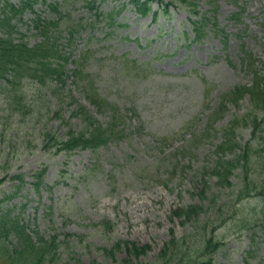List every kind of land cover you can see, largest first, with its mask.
Masks as SVG:
<instances>
[{"label":"rangeland","instance_id":"1","mask_svg":"<svg viewBox=\"0 0 264 264\" xmlns=\"http://www.w3.org/2000/svg\"><path fill=\"white\" fill-rule=\"evenodd\" d=\"M44 1L33 4L35 11L26 9L13 19L14 36L24 34L30 44L38 41L41 36L32 25L35 14L55 18L56 27H51L50 33L60 34L61 42L71 26L79 25L71 45L65 48L71 50V59L84 56L79 67L94 79L96 91L117 108L119 117L114 135L98 150L56 152L39 137L47 131L65 135L66 128L53 114L56 99L47 95L39 102L31 83L18 98L16 92L6 102L0 96V165L9 161L4 170L0 168V192L14 190L11 186L18 182L15 174L24 173L27 182L19 194L1 205L12 206L31 234L38 231L47 237L57 236L60 248L46 264L133 262L123 249L105 253L119 241L149 246L139 260L152 264L171 232L176 239L186 241L191 232L188 241L193 246L199 233L222 242L211 255L212 264L262 263L264 232L257 231L252 238L249 231H239L243 225L232 223L231 218L235 212L244 224L260 226L264 223V201L255 196L238 201L229 190L217 189L214 178L204 176L217 158L214 149L221 139V128L233 116L245 114L250 108L248 96L238 106L228 104L213 131L204 130L222 94L251 81L241 60L242 50L259 59L256 65L264 75L260 64L264 62V0H196L195 10L206 17L214 14L215 31L222 29L217 33L208 26L198 40L193 39L189 23L195 17L181 3L170 5L167 12L161 10L154 20L152 14H136L128 0H96L98 12L104 14L98 19L87 6L92 0ZM5 2L21 3L0 0V7ZM124 3L109 23L105 15ZM55 5L59 14L51 11ZM152 9H159L156 2ZM235 13L240 14L238 21L230 18ZM66 68L74 65L67 63ZM72 80L68 79L61 90L62 102L67 103L62 115L69 118L70 128L81 127L80 117L70 118L78 104L104 126L108 114L90 105ZM236 136L241 145L247 144L250 127H238ZM41 167L46 168L43 185L50 189L36 192L31 173ZM254 171L258 173L255 168L249 172L252 178L258 177ZM203 180L209 187L207 200L217 196L218 218L213 210L208 211L207 200L200 202L195 196ZM189 205L202 206L203 212L195 221L183 224L172 216L176 208ZM208 218L214 219L204 229ZM103 220L111 222L112 228L94 226ZM5 245L10 246V238ZM6 263L0 258V264Z\"/></svg>","mask_w":264,"mask_h":264},{"label":"trees","instance_id":"2","mask_svg":"<svg viewBox=\"0 0 264 264\" xmlns=\"http://www.w3.org/2000/svg\"><path fill=\"white\" fill-rule=\"evenodd\" d=\"M38 0H20L19 5L5 2L0 7V96L3 101H7V97L13 92L16 96L25 89L27 83L34 85V90L38 96H34L39 102H43L45 96L54 97L58 105L55 106L56 119H59V124L66 128L64 137H59L52 132H43L41 134V141L43 145H48L53 151L71 153L75 150H90L96 151L101 145H105L114 135V125L119 117L116 115L117 108H113V104L102 98L94 87V79L87 73L82 72L79 67V61L84 60V56L79 54L78 58H73L71 50L65 48L70 46L73 40L74 33L78 31L79 25L71 26L64 42L60 41V34L54 35L51 32V27L55 28V18H41L40 15L35 14L32 20L34 28L38 31L37 34L41 37L33 44L25 40L24 34L18 38L14 35L17 33L16 25L12 24L15 17L21 16L26 9L33 10V4ZM196 0H128L132 8L139 16L153 15V19L157 20L160 11L167 12L168 7L174 3H181L184 5L189 13L194 16L190 19V28L194 36V40L202 38L205 30L210 26L213 31L217 28V22L214 14L212 17H206L204 14H199L196 11ZM42 2H45L42 0ZM153 2L158 4L159 9L154 11L152 9ZM96 0L87 2V6L91 11H94L95 19L104 16L102 12H98ZM127 4V3H126ZM122 4L121 8L116 11H111L105 15L104 18L109 20V23L114 22L115 15H119L122 9L126 6ZM216 8L212 11L216 12ZM51 11L59 14L58 6H51ZM239 13L231 15V19L238 21ZM222 32V29H217L215 32ZM50 33V34H49ZM59 33V32H58ZM241 57L243 65L251 74V81L249 84L240 85L222 94L219 106L211 114V122L204 130L205 132L213 131V124L222 117L226 111L228 104L238 106L239 101L248 96L250 108L242 115L233 116L229 122L221 128V139L215 144L214 153L217 158L212 165L209 172H205V178L215 179V187L219 190H229V195H235L238 201L248 199L251 197H260L264 201V75L262 70L257 67L259 62L250 51L242 50ZM67 63H72L74 68L67 69ZM264 68V62H260ZM70 73V74H69ZM73 79L71 83L79 92L85 93L88 103L96 108L98 112L108 114V120L103 126L99 123L86 109L85 106L77 105L76 109L71 112V117H80L81 127L79 130L70 128L69 118L64 119L63 111L67 103L62 102L61 90L67 85V80ZM47 93V94H46ZM22 94V93H21ZM68 96L71 101H74L71 96V90H68ZM43 99L40 101V99ZM30 113H33L31 110ZM29 113V114H30ZM37 118V115H33ZM31 116V120L32 117ZM34 121L36 119H33ZM246 125L251 129V137L247 144L241 145L237 140V128ZM254 142V144H251ZM0 151V160L2 158ZM8 159V158H7ZM6 159V160H7ZM9 161H3L0 168L4 167ZM11 164V163H10ZM255 168L258 177L252 178L249 172ZM46 168L41 167L39 170L33 171L31 182L32 190L39 192L42 189L49 190L50 188L43 185V176ZM24 173L14 175L17 179V184L12 185L11 192L8 194L0 192V258L6 259V264H46L50 259H53L60 246L57 242V236H45L41 232L35 231L33 234L29 232L28 225L25 224L18 215L12 211V206L3 207V201L8 203L14 196L24 189L27 182L24 180ZM13 177V176H12ZM235 179L236 183L232 180ZM1 181V180H0ZM207 180H203L200 184L202 188L195 194L200 202L206 201L209 198V187L206 185ZM209 195V196H208ZM216 197V199H215ZM208 201V211L213 210V214L217 215V196H213ZM211 204V205H210ZM224 206V205H223ZM224 208V207H222ZM219 209V208H218ZM205 211V210H204ZM220 211V209H219ZM201 212H203L201 205H189L185 207L176 208L173 210L172 216L181 219V222L188 223L195 221ZM221 215L216 216L218 218ZM208 218L204 224V229L211 222ZM231 222L237 225H243L239 231H249L251 237L257 231L264 232V223L260 226L252 224H244L243 218L239 215L233 214ZM95 227L104 230L111 229V222L100 221L94 224ZM257 226V229L255 228ZM191 235V232L189 233ZM183 239H176L172 232L169 240H167L152 264H212L211 255L214 254L222 245V242L213 240L212 235L199 233L195 238V245ZM10 238V246L5 245ZM63 245V242H60ZM190 246V247H189ZM114 249H123L129 257L134 259L133 262L123 260L121 264H149L141 263L139 258L146 255L149 246H137L130 242L119 241L110 251H105L106 254L111 255L115 253ZM259 264H264V261Z\"/></svg>","mask_w":264,"mask_h":264}]
</instances>
